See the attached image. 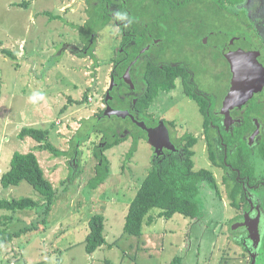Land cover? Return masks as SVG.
I'll use <instances>...</instances> for the list:
<instances>
[{
    "label": "rangeland",
    "instance_id": "obj_1",
    "mask_svg": "<svg viewBox=\"0 0 264 264\" xmlns=\"http://www.w3.org/2000/svg\"><path fill=\"white\" fill-rule=\"evenodd\" d=\"M22 1H27V5L15 4ZM192 3L188 2L186 8L192 5L197 10L198 5ZM258 4L246 0L240 8L246 5L251 15H259ZM88 10L87 0H0V79L3 82L0 199L30 197L41 205L45 203L44 197L27 181L17 186L2 185L1 175L10 168L15 152L36 153L46 176L59 191L46 218L43 206L15 213L13 230L27 225L32 228L1 246L0 264H169L176 256L182 257V264H250L248 250L236 241L237 234L230 230V224L242 209L230 204L224 183L225 171L215 166L208 156L204 116L197 103L188 99L181 81L171 93L161 90L150 111L174 120L179 139L187 133L198 138L193 148L195 168L211 169L215 173L221 198L211 194L202 199L204 216L199 220L177 213L169 220L159 218L152 225L145 222L141 237L125 234L123 227L130 203L154 159L152 144L143 137L131 159L127 154L132 137L107 150L110 176L95 190L88 185L96 172L98 159L94 148L102 134L90 132L80 142L76 158L72 154V140L78 131L86 134L91 125L86 122L96 120L99 112L106 108L105 97L121 41V32L111 21L97 33L93 55L79 56L77 52L85 47L79 27L88 19ZM234 11L225 10L224 15L219 11L217 17L209 15L208 19L219 21L221 31H244L243 15ZM187 43L185 47L198 50L194 51V58L195 66L200 69L198 79L202 88L222 92L226 88L225 74L221 77L215 74L220 71L218 68L224 70L226 64L215 63L216 54L210 49L213 42L202 50L197 44ZM3 49L14 51L17 58L9 57ZM33 90L45 94V99L35 106L27 100ZM87 90L88 100H83ZM177 101H180L178 108L171 109V104ZM26 126L48 129L52 145L68 154L58 157L44 150L43 143L32 137L20 138L19 131ZM8 213L0 210V216ZM97 213L104 214L106 239L108 244L114 245L107 244L89 254L84 240L89 232V220ZM150 214H154V210ZM258 246L252 244V249L257 250ZM259 264H264V255Z\"/></svg>",
    "mask_w": 264,
    "mask_h": 264
},
{
    "label": "trees",
    "instance_id": "obj_2",
    "mask_svg": "<svg viewBox=\"0 0 264 264\" xmlns=\"http://www.w3.org/2000/svg\"><path fill=\"white\" fill-rule=\"evenodd\" d=\"M89 4V17L83 26H80L82 40L85 47L82 51L77 52L79 56L93 55L96 37L99 30L105 28L111 19L107 2L104 0H87ZM130 3V0H128ZM246 0H219V11L224 15V11L235 10L239 15H244L245 10L240 6ZM17 6H26L27 1L15 3ZM205 6L211 8V3L205 2ZM51 15V14H49ZM168 15V12H166ZM55 17L56 15H51ZM61 18V17H58ZM143 43V42H142ZM141 47V45H140ZM3 52L9 57L15 59L17 55L10 49H3ZM117 61L120 62L124 55L116 50ZM134 55L131 54V58ZM129 59H124L122 64H119L115 69V77L117 87L112 90L114 96L113 101H110L116 109H132L131 111H147L153 100L158 97L160 91H169L176 86L175 81L180 76H185L189 79L188 74L184 69H168V66L160 67L152 64L138 63L140 65V80L145 79L144 91L136 97L134 93L123 98L121 95L125 91H134V88L124 82L122 74L126 69ZM137 65L133 68V73H137ZM3 82L0 79V97L2 95ZM88 91L84 94L83 100H88ZM186 91L191 96L198 100L201 107V112L204 116L205 138L208 146V156L211 162L217 167H223L230 174L224 176V183L227 187V195L230 204L237 209L242 207V204H247L245 199V191L242 182L237 179V172L232 169L236 167L242 175H247L251 183L258 184L260 179L264 177V138L256 145L251 147L247 139L244 137L249 134V131L254 127L253 118H262L264 115V107L261 105L256 107L253 117L245 118L242 126H236L232 130H228L224 123H219L216 120L213 122L218 124V127L211 126L213 114L209 106V99L199 95L192 90L186 82ZM262 92V91H260ZM135 99L136 102H135ZM104 110L99 112V116L91 122L90 128L86 134L77 132L72 140V154L76 158L78 156L79 144L87 138L90 132H99L102 134L100 141L94 148V155L98 159L96 172L94 177L89 181V186L92 190L97 189L111 174V164L106 151L120 145L130 137H132V145L127 154V158L131 159L138 149L140 138H148L145 130L135 125L130 119L121 117H105ZM112 119H117L113 122ZM83 132H85L83 130ZM130 135H127V133ZM50 131L43 128H35L33 126L23 127L19 131V137L25 138L30 136L39 143H43L44 150H50L54 155H67L66 151L57 149L49 140ZM198 143V138L187 133L178 140V153H174L171 157L160 159L156 156L153 159L152 166L147 175L142 181L141 186L130 203L123 231L125 234L134 236H143L144 223L152 225L159 218L167 220L173 218L177 213L182 214L185 218L199 220L204 216L202 199H206L211 194L216 198H221V190L211 169H196L195 168V150L193 149ZM42 148V149H43ZM78 161V159H76ZM257 161V166H256ZM231 165L230 166H228ZM262 169V172L260 171ZM27 181L34 189H36L45 200L44 205L30 197L0 199V210H6L9 213L0 216V251L4 243L11 242L15 237L21 236L24 232L32 228L27 225L23 228L13 230L12 224L15 219V213L23 210H33L39 206H43L45 218L52 210V206L58 198V189L53 182L46 176L45 170L42 167L39 157L34 152L20 153L15 152L12 156L10 168L1 175V183L4 187L17 186L21 182ZM215 199V200H217ZM154 210V214L150 212ZM157 213V218L155 213ZM235 218L233 221H235ZM105 216L102 213L92 215L89 220V232L84 240L86 251L89 254L94 253L99 248L108 244L105 233ZM232 233H236V229L230 224ZM238 229V228H237ZM236 241L244 246L243 240ZM114 243L108 244L112 247ZM182 257L176 256L169 264H182ZM60 264V263H59Z\"/></svg>",
    "mask_w": 264,
    "mask_h": 264
},
{
    "label": "flooded vegetation",
    "instance_id": "obj_3",
    "mask_svg": "<svg viewBox=\"0 0 264 264\" xmlns=\"http://www.w3.org/2000/svg\"><path fill=\"white\" fill-rule=\"evenodd\" d=\"M104 1L108 3L107 8H109V12H111V19L109 20V23L112 21L121 32V41L118 50L124 55V58H122L120 62L117 61V59H114V67L111 77L114 76L116 82L115 69L119 64H122L124 59H129V61L126 65L125 71L122 74V78L127 69L131 66V77L134 82V86L132 87L134 88V91H125L124 94L121 95L123 98L131 95L132 93L138 97L144 91L145 86L143 83H145V79H139L140 72L138 69H140V65H137L141 62L143 65L146 63L152 64L153 66L158 65L160 67L168 66L169 70L174 68L184 69L188 74L189 79H186L185 76H180L176 79V86L174 88L169 91L162 90V92H173L179 87V81H181V85L184 92L188 96V99H190V101L193 100L191 102H196L197 104H195L199 107V111L201 112V107L198 103V100L194 97H191L186 91L187 82L192 90H195L196 93L210 100L209 106L211 107V112L213 114L211 126L214 128L218 127V124L214 123L213 121L216 120L217 123H219V117L222 118L220 122L224 123L228 130H232L236 126H242L247 115V118L254 116L252 114L249 115V113L252 112L255 114L254 112L256 111V107L258 105H261L262 108L264 107L263 87L262 92H250L252 96L251 94L250 96L249 94H245V99L243 102H240L238 106H235L230 110L232 122H229V124H226V116L221 113L223 100L229 91L232 76L230 71V63L224 51L227 53L229 52V54L234 52L233 50H235L236 53H240V51L242 52L243 50L247 55L257 53L259 60L264 66V22L262 21L264 13H261L260 15L259 11H261V7L259 4V15H251L249 8L244 5V31L237 30L230 32L226 30L221 31V23L219 21L210 22L208 19L209 15L217 17L216 15L219 13V0H210V2L204 0H130V3L128 0ZM188 2L197 4L198 9L196 10L195 7L192 8V5L190 8H186V4ZM205 2L211 3V10L210 7L205 6ZM117 11L127 12L130 22H121L115 20L114 14ZM166 12H168V15H166ZM204 15H207V18ZM253 17L256 19L252 20ZM230 23L231 22L228 24L229 26ZM125 24H127V27H125ZM187 41L197 44V48L200 50H202V48L207 49L213 45V47H210V49L216 54V58L213 57L214 61L216 60L215 63L218 64L219 62H223L226 64L223 65L224 70L218 68L220 71H218L217 74L213 72L212 75L214 76L215 74L216 77H221V75L225 74L226 88L222 92H216L214 88L211 92H209L202 88L198 79L200 69L195 66L197 62L194 58V51L196 53L198 50L193 47H187L189 44ZM186 43L187 45L185 47ZM244 53L242 52V54ZM131 54H133L134 57L130 59ZM135 65H137V67H135L137 73H133V68ZM209 65L207 67H209ZM207 72L208 71L206 70V73ZM209 73L210 72H208V74ZM242 83L243 86L249 84L248 89L250 90H254L255 88V86H252L248 80H244ZM116 84L118 83L116 82ZM256 84V89H259L258 80ZM115 87H117V85H115ZM106 97L105 105L107 107ZM113 99L114 96L112 95V99H110V101H113ZM136 100L137 99H135V102ZM110 101L109 104L112 106ZM179 104L180 101L174 102L171 104L170 108H178L177 106ZM150 107L151 105L147 111L144 112L135 110V108L133 111H131L132 109H126L134 115L136 120L130 116L123 119H130V121L137 126H139L138 122H144L148 127H157L159 122L163 121L170 131L171 141L175 144L176 150L163 147L158 154L155 148L152 146L153 155L154 157L156 156L160 159L171 157L174 153H178L179 151V137L176 136L175 122L174 120L169 119L167 116L161 117L154 115V113L150 111ZM103 110H105V108ZM114 116L115 115L111 117ZM253 123L254 127L244 138L247 139L251 147L255 148L257 143L262 138H264V115L263 119L254 117ZM203 127L205 130L204 121ZM228 166L231 167L229 164ZM221 168L223 169V172L225 171L224 176L230 174V171H226L223 167ZM232 169L237 172V179L242 182V186L245 191V199L247 202V204H242V207L239 208L242 209V212L233 222L234 225L239 226V228L236 230L237 239L243 240L244 247L248 250L251 257L250 264L254 262L253 255L256 257L255 264H259L262 261L264 255V177L263 179H260L258 184L251 183L249 177L247 175H242L238 168L232 167ZM246 220L249 222L250 227H254L255 225L259 227L260 240L257 250L252 249L253 243L252 240L249 239V231L246 226H242Z\"/></svg>",
    "mask_w": 264,
    "mask_h": 264
},
{
    "label": "water",
    "instance_id": "obj_4",
    "mask_svg": "<svg viewBox=\"0 0 264 264\" xmlns=\"http://www.w3.org/2000/svg\"><path fill=\"white\" fill-rule=\"evenodd\" d=\"M233 51L234 52H232L231 54H229V52L227 53L226 51H224L227 59L229 60L230 71L232 75L229 91L223 100L221 109V113L226 116V124L232 122L230 110L235 106H238L240 102H243V100L245 99V94H249L250 96L251 93L262 91L264 87V66L259 60L257 56L258 54L256 53L247 55L246 53H244L243 50L242 52L244 54H242L241 51V54L238 52L236 53L235 50ZM123 80L127 84L134 86V82L131 77V66L123 75ZM244 80H248L252 86H255L254 90L248 89L249 84H246V87L243 86L242 82ZM257 80L259 81V89H256ZM115 85L117 84L115 82L114 76H112L111 86L107 91V107L104 110V116L111 117L115 115L121 118H127L128 116H130L131 118L136 120L134 115L129 110L116 109L109 104L110 99H112L111 91L114 89ZM138 124L140 127L147 131L148 140L151 142L152 146L155 148L158 154L163 147L176 150L175 144L171 141L170 131L163 121H160L157 127H148L145 125L144 122H138ZM242 226L247 227L249 231V238L253 241L254 247H257L258 242L260 240L259 227H257L256 225L254 227H250L249 222L247 220L243 223ZM233 228L237 229L238 226L233 225ZM253 258V264H255V255H253Z\"/></svg>",
    "mask_w": 264,
    "mask_h": 264
},
{
    "label": "clouds",
    "instance_id": "obj_5",
    "mask_svg": "<svg viewBox=\"0 0 264 264\" xmlns=\"http://www.w3.org/2000/svg\"><path fill=\"white\" fill-rule=\"evenodd\" d=\"M114 19L121 22H130L128 13L123 11H117L114 14ZM125 27H127V24H125ZM45 99V94L42 91L33 90L31 94L28 96L27 100L32 105H38L41 101Z\"/></svg>",
    "mask_w": 264,
    "mask_h": 264
},
{
    "label": "crops",
    "instance_id": "obj_6",
    "mask_svg": "<svg viewBox=\"0 0 264 264\" xmlns=\"http://www.w3.org/2000/svg\"><path fill=\"white\" fill-rule=\"evenodd\" d=\"M254 2H259V5H260V7H261V11H259L260 15H261V13H264V12H263L264 0H254ZM261 19H262V18H261ZM262 21L264 22V17H263V20H262Z\"/></svg>",
    "mask_w": 264,
    "mask_h": 264
}]
</instances>
